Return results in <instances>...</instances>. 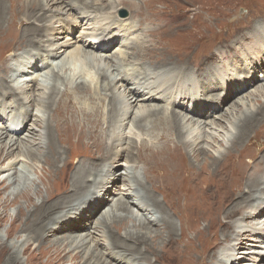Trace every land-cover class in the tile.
<instances>
[{"label": "bare ground", "instance_id": "bare-ground-1", "mask_svg": "<svg viewBox=\"0 0 264 264\" xmlns=\"http://www.w3.org/2000/svg\"><path fill=\"white\" fill-rule=\"evenodd\" d=\"M60 1L61 0H45V1L44 0H0V46L3 45L8 46L10 43H12L15 40H17L19 44H22L19 47H15L14 49L6 50L5 53L8 54V59L5 64H0V101L5 100L11 102V105L15 109L14 114H12L10 123L5 127L0 128V168L3 162L10 160L7 166H3L2 168H4L6 172L12 171V169L14 170V167L17 164V155L16 158H13L15 157V153H14L15 150L19 149V152L21 153L22 150L25 151L26 149L25 155L28 156L30 160L44 162L45 164L44 174L48 175L49 178L53 179L52 180L54 181L53 183L58 185L57 190L54 191L52 189H50L49 191V188H51L49 187L50 186L49 185L47 188L48 189L47 194L45 193L43 194L42 192L43 190H41V187L39 185L36 186L35 191H32L29 187L21 186L20 181L22 179L18 174L19 172L17 173L16 171H13L12 173H8L6 178L0 183V225L3 218L8 216V210H9L8 208L13 204H17L18 205L17 213L13 218L12 223L19 221V226L17 229H19V231L22 232L25 231L27 232V234L21 235L16 242H11V243L8 242L7 240H4L3 238L2 239L0 238V248L5 250L8 249L10 251V257L8 259L10 264H19L22 259L21 258L22 252H27L28 250H32L31 255L38 259L42 258L43 256H47L48 253L51 254L48 255L46 260H41L39 261L40 263H36V264H65L66 257L69 258L68 259L69 263L66 264H155L152 262V257H154L153 258L154 260L163 264L162 263L163 261L161 260L162 261L161 262L158 259L159 258L158 255L156 254V246L158 243H156L155 241L157 240V238H159L158 236L159 233L155 232L154 229L151 230V228L149 227L150 225L151 226L156 225L162 228V226H164L162 225L163 223L166 224L168 223L169 225L168 218L163 216L165 212L163 215H161V213L155 208V205L160 204L161 200L156 201L155 205L150 203L148 200L146 201L145 199L146 195L145 198L143 197L145 200L144 199L142 200L138 196H140L141 194L143 195V192L141 193V190H139L138 188L134 190H130L132 192V195L131 196L129 195L130 198L132 197L131 200L130 198L127 199V201L125 200L126 198H120V199L115 198V196L118 193H122L123 195H126V197L128 198L127 190L129 186L125 183L122 185L120 182V180L122 179L121 177L122 175L121 176L118 175V172L121 168V166H119L120 162L118 158L127 156L126 155L127 152L125 153L123 151L124 148H120V147L121 146L125 148L128 147L127 142L129 141V139L131 140L132 143L136 144L137 142V145L139 144V142H143V140L139 141V139L137 140V138L133 140L134 138L132 139L130 137L132 133L127 135L128 132L127 130L132 131L131 129L133 128L132 127L133 124L129 126L130 123L129 117L130 116L132 117L131 111L132 108L134 107L133 104L135 102L137 103L141 102L144 104H151V103L153 104L143 107L144 110L140 108L139 111H136L135 113V115H137L135 117L139 118L138 119L139 128H144L143 124L149 122V120L151 121L150 123L154 125L152 126L153 129L157 125H162L157 132L153 133L150 139H147L151 145L147 144L146 146V150H145L147 151L146 156L158 151L163 152L165 149L168 148H170L169 150L173 149L174 151H177L176 150L178 149L177 146L173 144L176 143L178 146L181 147V151L179 152L180 155L179 158L174 157V159H178L175 162V164H179L182 166L172 169V167L165 168L158 164L154 169L157 170V175L155 177L158 178L161 176L163 177L167 176V178L176 179L177 177H181L185 179L184 176L186 173V169L190 167V164L188 158L184 156L182 152L184 151V148L186 147V144L188 142L187 140H185L188 138L185 137L183 131L184 130L187 131L188 134H190L191 132L188 130L189 128L187 129L184 128V126L182 125V121L185 120L186 118L192 121L193 118H195V120H199V119L203 120V119H207V117L214 116L216 112L218 111L221 112L223 110L224 104H226L230 99L229 95L233 97L234 91H232L231 88L225 87L223 88L224 89L223 92L219 93L220 88L215 85L213 86V80H212L213 78H216L220 73L222 76L224 73H226L227 69L229 70L231 68L230 67L231 65H229L228 63L229 60L228 54L230 52L229 48L228 46L218 47L213 50V53L211 52L212 57H208L206 61L204 59H199L196 60L192 65L185 64L183 65V70L181 72L174 71L172 72L173 74L171 75H166L164 78L161 77V81L157 82L155 86H143L141 83L138 84V82H142V79L144 78L146 80L147 78H151L150 76L151 70L148 69H146L147 71L144 70L146 66L150 67L149 64L150 60L148 59L149 55L145 56L143 53H138L137 51L140 49V47L138 49L137 47L139 45L134 42L129 47L127 52L120 51V55H117L119 57L114 58L113 57L114 55L109 56L107 53L110 52L109 50L110 48L107 46L110 45L111 47L115 45V40L114 41L107 40V36H109L111 33V31L107 28L101 29L99 33L101 36L100 37L97 36L95 40H89V39L76 40L75 41L76 49L72 52H69L68 54L69 59L68 58L67 60L65 58L63 59V54L67 52L68 47L69 45H71V43L60 42L58 40L61 38L63 39L66 38L64 35L68 36L67 33L71 34L72 31H74V29H71L70 24L66 21H63L62 18L60 17L59 18L56 17L57 18L56 21L59 22V24H57L56 27L54 26L53 21L55 17L53 14L58 13L59 15L61 13L60 11L56 12V10H53L52 5ZM101 1H103L102 5L98 3L99 5H101V7H97L99 8L97 9V11L99 10L100 12H103V14L111 17L112 18L111 22L114 24V27L122 28L126 31L131 30V28H135L133 30L134 32H141L143 35L150 37V35H148L145 32L147 28L145 24H147L149 20L147 19V21H142L141 20L142 15L137 12V5H140L139 3H142V1L145 2L146 4H149V0H142V1L121 0L118 6L115 7L113 10L112 7L108 6L109 2L107 0H101ZM153 1L154 0H152V2ZM63 3H65L66 6L69 7L68 10L73 12L75 17L76 15L80 14V12L76 10L82 7L84 10H87L88 12L95 11L93 2L83 3L81 0H76L75 2L70 3V0H64V1L62 0V4ZM122 7H128L130 9L129 19L127 20H125V18H121L118 16V10ZM73 9H75V11H73ZM148 10L152 15H149L146 12L144 14L145 16H148L151 19L153 25H158V24L162 25V28L160 29L161 31L159 32H162L163 30L167 29L174 22L179 21L183 16L186 15V13L182 14V13H171V12L152 13L153 10L150 9ZM49 13L50 14L53 13V14L50 15ZM126 21H130V23L128 24L126 23ZM36 22L37 23L40 22V23L37 24ZM22 26L23 29L25 30L27 29V30L22 31L21 30ZM32 27L33 29L30 30L28 29ZM56 28L58 29L57 32H56ZM32 31L35 36L32 37V40H27L28 35ZM58 33L59 34L65 33V34H62L63 36H58ZM51 34H55L58 42H54V41H50L49 43L47 42L48 40L45 39L44 37L48 38ZM261 41L264 42V39ZM258 42H259V38H257L255 41H251L247 43V49L249 51L252 50L251 46H249L250 43L252 45L260 46V43ZM19 48H23V49L17 50ZM254 51H256V49H254L251 52ZM223 53L225 54L223 55ZM133 54H135L136 57L133 58L130 57ZM219 54L221 56H219ZM180 56L181 55H179V57ZM219 57L222 59L219 60ZM97 58L100 59L103 58V60L108 61L111 68V74H108L104 71L103 73L101 72V74H99L100 87L106 88L110 91L112 90L114 91L115 87L118 86H120L123 89L125 88L126 90L125 95L124 94L123 95L125 98H127V102L126 103L124 102L125 103L124 109L123 107L121 108V102L123 98L116 97L115 94L114 96L111 95L112 97L111 96L106 97V100H104L99 97L103 94L97 95L95 93L96 94L95 97L91 96L90 98L91 100L90 102H88V96L86 95L87 93L86 94L82 93L84 92L83 87H85L86 84L89 85L90 83L92 84V82L87 77H81V78L78 77L75 84L73 85L71 84V80L74 77H76L73 69H77L80 67L83 68L87 66L93 68L95 67L93 63L98 62ZM257 58H255L254 60H250V62L248 63L249 67L256 63ZM68 60L71 61V63ZM91 60H93L92 63H90ZM236 60L233 63L234 64L239 63V64H237L235 68L241 69V62H239V59ZM13 61L16 62L17 64L16 66L18 67L16 66L14 67ZM68 63L70 64L69 65L70 72L66 73V70H68L69 68L65 70L63 67H66ZM145 64L148 65L145 66ZM164 64H161L160 66L162 65L168 66V64L166 63ZM172 67H177V66H172ZM155 68L154 70H152L153 72L151 71V74H155V71L157 72L158 69L156 70ZM146 72H148V74ZM51 73L53 74L52 75L53 77L52 76L48 77V74L50 75ZM42 74H44L46 80L47 78H50L49 80H51V82L52 81L56 82V80L59 79L60 76H62L63 77V79L61 78L62 85L66 84L67 82H70L67 84L69 85V87L71 86V87H76L78 89L80 88L83 89L82 91L80 90V92L78 91L79 93H76L75 91L71 93V97L74 103L73 102L71 103L69 99L67 101L65 100L63 101L66 102L65 106L68 107V109H66L68 115L69 113L72 115V112L76 110L78 107L81 108L79 114L77 115L74 114L75 116L72 115V117L78 120L82 128V131L83 133H85V135L74 137L73 134L68 133L65 130V127L67 126L69 128L68 130H71V128L68 122L64 118H62L63 116L60 117V121L54 118L53 121L56 122V124L48 122L46 127H49V130L44 132L40 131L38 135H36L35 134L36 132L34 131L36 128L35 129L27 128L28 123L30 122L33 116L31 107L33 102L32 100L35 98L34 95L36 93L35 90H33V86L38 85L39 82L38 77L42 76ZM237 74H239L240 77L242 73L238 72L236 73L235 76L231 78V80H233L234 82L237 81ZM174 76L176 78H173ZM18 77H21V81H20L21 83L18 82L20 80V78ZM106 77H107V85L105 84ZM9 79H13L14 81H17V84L14 86L8 85ZM196 80L199 81L201 85L192 84V82ZM258 80L259 77L252 74L249 77V81L247 85L249 86L256 84ZM82 83H84L85 85H83ZM165 83L171 85V89L168 90L163 89L162 87L165 86ZM52 85H54V83ZM198 85L200 89H202V93L200 95H199ZM263 86L264 85H261V87ZM91 88L92 87L90 85V89ZM258 88H260V86ZM22 89L27 93L26 96L27 99L25 101H23L22 100L23 97L20 96L21 93L23 95ZM60 90H62V88ZM2 91H4V93ZM29 91L31 93L30 95H29ZM260 91L261 89L259 90V92ZM218 96L221 97H219L218 100L214 102V105L211 104L209 101H205L206 99L217 98ZM18 97H21V100ZM58 101L60 102V99ZM46 103H47L46 106H48V108L54 110L55 105L53 106L52 104H49L48 101H46ZM56 103L57 102L55 100V104ZM29 104H31V106ZM158 105H162V106H158ZM61 108L62 106L60 107V109ZM4 116H5L4 114H0V118L6 119V117ZM263 117H264V102H262L260 107L255 111L243 113L242 117L237 123V133L232 139V144H236V150L239 149L240 147L241 149L240 153L243 151H247L246 149L252 148L251 145L248 144L249 139L252 136L251 135L252 133H255L256 135L258 130H260V126L258 127V124L260 122V119H262ZM193 122L194 121H192V123ZM177 127H179L181 131H179ZM26 129L27 131H29L31 135L27 134L26 137H23L22 140H19V138L26 131ZM191 130L194 131L195 128H191ZM58 132L61 133V135L58 136L57 138L56 135H58ZM147 135H149V133ZM4 136L11 138L8 144L6 143L3 147ZM87 136H90L92 139L87 138ZM38 137L40 138V140L43 139H44L43 141L46 140L45 146L48 145L47 150H45L44 146L42 145H40V147L42 148L39 149L40 141L38 140L39 139ZM26 140H29L30 142H26ZM59 140L63 144L66 143L67 145L74 144L75 149L77 145H82L81 143L85 144V142L89 143L91 141L99 149L97 151L98 154L95 155V159L88 157L86 154L81 155V157H78L80 160L78 162H80V164L77 165L75 162V160L77 159L76 158L73 159V157H71L70 154H67L65 151L62 150L63 147L60 145ZM47 141H49V143H47ZM194 142L196 144L197 141L194 140ZM28 143H31L30 144L31 147L30 145L27 146ZM120 144L121 146L119 147ZM22 145L24 146L25 149L21 148ZM108 147L109 150L114 148L113 152L110 153V155L108 154V156L105 154V157L101 159L102 156L100 157L99 154H101L102 151H100V149L107 150ZM149 147H153V149L152 148L148 149ZM195 154L197 157L203 155L204 160L207 161L211 160L213 164H218L223 157L222 155H221L222 157L221 156L215 157L214 155L208 153L207 151H205L203 148L200 147H195ZM162 156L166 157L167 154H162ZM262 159L264 160V157ZM125 160H127V158ZM139 160L140 157L135 159L131 165L128 164L129 167L133 166L134 167L133 169L137 171V167L139 166V162H140ZM167 160L169 163H173L172 160L170 159ZM260 165H264V164L260 163ZM235 167L237 170L241 169V166L237 165ZM144 168H146V166ZM134 170L131 169L130 172ZM68 172H70V174ZM16 173L17 175H15ZM123 173L124 172H122V174ZM198 173L200 176L204 175L202 171H198ZM231 177L232 180L236 182L240 180V175L239 177L237 176L235 177L231 176ZM175 179L174 180L167 179L161 181V184L174 183L176 181ZM254 179H255L254 181L252 179H249L248 182H246L245 189L248 192H251L253 190L254 193H252L251 196H254V198H256L254 199L255 200L254 203L257 204V210H261V213H256L252 211L247 212L245 211L246 208L242 213L251 214L250 216L255 217V219H260L264 221V219H262L264 217V206H263V201L261 199L262 196L264 195L263 194L264 173L255 174ZM121 181L124 182L123 179ZM144 181L145 179L141 178L136 180L135 184L141 187ZM188 181L191 182L190 180ZM226 185L227 184L225 182L222 183V187ZM185 186L186 184L184 185L183 188H185ZM12 187L13 189L10 190ZM193 189L195 188L193 187ZM193 193L196 195L195 190H193ZM228 193L229 191H227L226 196L224 197L225 199H223L224 205H226L229 199H231L232 195L230 194L228 195ZM108 195H110V197H108ZM112 195H114L113 199H111ZM163 197L165 196L163 195ZM21 200H23V202ZM91 200L98 202L96 209L94 208V204L93 205L91 204L90 202ZM109 200H112L114 202L110 206V209L104 210V206L109 202ZM134 200L138 201L143 206L142 205H141L142 207L137 206L136 204H134L133 202ZM243 201H245L246 204L247 203L249 204V198H245ZM143 203L147 205L144 207ZM237 204L239 203H236L235 205ZM255 205L252 206V209ZM234 206H232V208ZM84 207H86V209H84ZM130 208H132V210L134 209L139 210L140 212H142L143 215L147 214L148 222L146 221V219H144L145 221H143V224L139 225L141 227V230H139V232H136V234H128L126 232L124 234L125 238L122 240V242L119 243L122 245V246L120 245V247H123V249H118L115 248L114 246H116L115 240L119 241L120 237H118V235H116L113 230L118 228L119 226L121 227L122 225L125 226V224L126 225L129 224L130 223L129 221H132L131 218L133 217L130 214L122 215V213L120 214L118 211L130 210ZM209 210L211 209L209 208ZM211 212L212 214L210 215L212 216V220H210V222L212 221L211 224L212 226L215 224L214 219L216 217L215 215H213L214 209ZM226 212H227L226 216L224 217L229 218L230 215H232L233 212L235 211H232L230 207V209L227 210ZM99 213L101 214L98 217ZM185 216L187 217V215ZM229 221L231 220L229 219ZM229 223L234 225V221ZM222 224H224V222L223 223L221 222L220 225ZM220 229L222 228L220 227ZM208 230L209 229H204L202 231L201 236L204 235V238H206L205 236L208 233ZM260 230L261 229H257L253 226L251 228L246 227L245 229H242L240 231L234 229L233 232L231 231L226 234V238L229 239L233 236L236 237L238 235H242L244 239L245 237L247 239L249 237L250 239L248 240H251V242H248V245H251L252 247L248 250L239 251L241 257L246 258L250 256L248 254H254L258 252L256 247L260 246L259 245L260 241H262L261 244H264V235L260 234ZM255 232H257L258 234L255 235L254 234ZM14 233L16 232L14 231L12 232V230L7 229L6 230L7 238L12 237ZM166 233H167V237L169 238L168 239L169 244L171 245L170 250L173 251L172 254H174L175 256V258L173 257L175 260L174 259L173 260L174 262L177 261V264H192L193 263L192 261H194L193 256L195 253H198L199 255L196 257L199 260H196L195 264H201L202 262L204 264H210L212 261L215 260L217 261V258H215L216 256L215 253L217 251L211 255L212 259L208 260L207 251L210 247L207 246L206 248L205 246L207 244H205V246L201 249L202 251L200 250L198 251L196 249L195 242L192 241L191 243H186L187 244L186 248L182 250L181 249L182 247L177 246V243L179 242L175 236L176 228ZM94 234H97L98 236H95ZM208 237L210 238V236ZM198 238L200 237L198 236ZM238 239L239 238H237V240ZM92 240L94 243L93 248H91ZM128 240L133 241L134 243H141L143 241L146 243L149 242L150 246L149 248L145 247L143 250L139 251L138 253L131 255L130 253H133L134 251L138 250V247L136 248V246H134L132 243L131 244L133 246L132 247L129 246L126 242ZM239 240H243V239L240 238ZM96 241H99L98 243L99 246L96 244ZM150 241H152L153 244L150 243ZM234 247L230 249L232 251V254L229 256V258L220 259L219 264H228L231 260L234 259V254H235L234 252L236 251L238 252V248H234ZM128 250L130 253L126 252ZM149 254H151L152 257ZM134 255L137 257H135ZM258 259H262V256L259 255ZM27 264H31V263H27ZM235 264H245V262H235Z\"/></svg>", "mask_w": 264, "mask_h": 264}, {"label": "rangeland", "instance_id": "rangeland-1", "mask_svg": "<svg viewBox=\"0 0 264 264\" xmlns=\"http://www.w3.org/2000/svg\"><path fill=\"white\" fill-rule=\"evenodd\" d=\"M75 1L76 0H70V3L75 2ZM81 1L83 3L93 2L94 7H95V11H89L88 12L87 10H84L82 7V8H79L76 10V11L80 12V14L76 15V17H75L74 13L69 11L68 10L69 7H67L65 3L62 4V0H61L60 2H56L55 4L52 5V9L56 10V12L60 11L61 14L58 15V13H55V14L49 13L50 15L53 14L55 17V19L53 21L55 27L57 24H59V22H57L56 19L60 17V18H62L63 21H66L70 24L71 29H74V31H72L71 34L67 33L68 36L64 35L66 38H64V39L61 38L58 40L60 42L71 43V45H69L68 50H67L68 53L65 52V54H63V59L65 58L67 60V58L69 57L68 56L69 52H72L76 49V42H75L76 40H80V39L95 40L97 36H99V37L101 36L99 34L101 29L107 28L111 31L110 35L107 36V40H112V41L115 40V45H113L111 47H110V45L107 46L110 48L109 49L110 52L107 53L109 56L114 55L113 56L114 58L119 57L117 55H120V51L127 52L129 47L135 42L139 45L137 48L139 49V47H140V49H139L140 51L139 50L137 51L138 53H143L145 56L149 55L148 59L150 60L149 61L150 67H147L146 65H148V64H145L146 68H144V70L147 71L146 69H148V70L152 71V70H154L155 67H156L155 68L156 70L158 69L157 72L155 71V74H151V71H150L151 78H147V80L144 78V79H142V82H138V84L141 83L143 86H155L157 84V82L161 81V77L164 78L166 75H171V74H173L172 72H174V71L181 72L183 70V65H185V64L186 65H192L196 60L204 59L206 61V59L208 57H212L211 54L213 53L214 49H216L218 47L228 46L229 51H230L228 54L229 55L228 63H229V65H231L230 66L231 68L229 70L227 69L226 73H224L222 76L220 73L216 78H213L212 80H213V86L215 85V86L220 88L219 89L220 91L218 90L219 93L223 92V90H224L223 88H225V87L231 88V90L234 91L233 97H231V95H229L230 99L226 104H224L223 110L221 112L218 111L219 113L216 112V114L214 116L207 117V119H203V120L199 119V118H196L199 120H195V118H193L192 119V121H194L193 123H192V121L188 120L187 118L182 121V125L184 126V128L185 129L189 128L188 130L191 132L190 134H188L187 131H185V130L183 131L185 137L189 139V140L185 139L188 141L187 142L188 145L186 144L184 151H182L183 155L188 158L189 164H190V167H188L186 169V173L184 176L185 179H183L181 177H177L176 179L175 178H167V176L166 177L161 176L158 178L155 177L157 175V170H154V169L158 164L162 167H165V168L172 167V169L182 166L179 164H175V162L178 159H174V157L179 158V156H180L179 152L181 151V147L178 146L176 143H173L174 145L177 146V148H178V149H176L177 151H174L173 149L169 150L170 148H168V149H165L163 152L158 151V152H154V153L146 156V152H147V151H145L146 146H147V144L151 145L147 139H150L151 136L153 135V133L157 132L158 129L162 125H157L158 127L156 126L153 129L152 126H154V125H152L150 123L151 121L149 120V122L143 124L144 128H139L138 127V119L139 118L135 117V116H137V115H135L136 111H139L140 108L142 110H144L143 107L153 105V104L152 103L151 104H144L141 102H138V103L135 102L133 104L134 107L132 108V111H131L132 117L131 116L129 117V120H130L129 126H131L133 124V126H132L133 128L131 129L132 131L127 130L128 131L127 135L132 133L130 135V137L132 139L134 138L133 140H135L137 138V140L138 139H139V141L143 140V142L138 141L139 144L137 145V142H136V144L132 143L131 140L129 139V141H128L129 143L127 142L128 147L125 148V147H122L121 144L119 145V147L121 146L120 148H124L123 151L125 153L127 152L126 153L127 156H123L121 158H118V160L120 162L119 166H121V168L118 172V175H120V176L122 175L121 177H122L124 182H122L121 181L122 179H121L120 180L121 184L123 185L125 183L129 187L127 190L128 191V193H127L128 198L126 197V195H123L122 193H118L115 196V198H118V199L126 198L125 200L127 201V199H129L130 196L132 195V192L130 190H134V189L138 188L139 190H141V193L143 192V195L141 194L140 196H138L142 200L145 198V195H146V198H145L146 201L148 200L153 205L156 204V201L161 200L160 204L155 205V208L161 213V215H163L165 212V214L163 216L168 218L169 225H168V223L167 224L163 223L162 225H164V226H162V228L158 227L156 225L155 226L150 225L149 227L151 228V230L154 229L155 232L159 233V235H158L159 238H157V240L155 241L156 243H158L156 246V254L159 257L158 259L160 261L161 260L163 261V262L161 261L163 264H177V261L174 262L175 256H174V254H172L173 251L170 250L171 245L169 244V241H168L169 238L167 237V233H166V232L172 231V229H174V228H176L175 236L179 242V243H177V246L182 247L181 248L182 250H184L186 248V246H187L186 243H191L192 241H194L195 245H196V249L198 251L199 250L202 251L201 249L205 246V244H207L205 246L206 248H207V246L210 247L207 251L208 260L209 259L211 260L212 259L211 255L217 251L215 253L216 254L215 258H217V261L216 260H215L216 262L212 261L210 264H217V263L219 264L220 259H228L229 256L232 254V251L230 249L234 246H235L234 248H238V252L236 251V252H234L235 254L233 253L234 259L231 260L228 264H235V262H245V264H258V263L264 264V244H261L262 241L259 242L260 246L256 247L258 252L254 253V254H248L250 256L244 258V257H241L239 251L248 250L252 247L251 245H248V242H251V240H248L250 238L248 237V239H247L245 237V239H244V237L242 235H238L236 237L233 236L229 239L226 238V234L231 232V231L233 232L234 229L237 231H240L242 229H245L246 227L251 228L252 226L257 228V229H261L260 234L264 235V221H262L260 219H255V217L250 216L251 214L242 213V212H244L245 208H246L245 211H247V212L252 211V212H256V213H261V210H257V204L254 203V201H255L254 199H256V198H254V196H251V194L254 193L253 190L251 192L246 191L245 185L249 179H252L253 181L255 180L254 179L255 174H257V173L263 174L264 173V165H260V163L264 164V160L262 159L264 157V155H263L264 154V117L262 119H260L261 123L259 122V124H258V127L260 126V130H258L256 135H255V133H252L251 134L252 136L249 139L248 144L251 145L252 148H250V149L245 148L247 151H243L240 153V151H241L240 147H239V149H237L239 151L238 152L236 150V144H232V139L235 136V134L237 133V123L240 120V118L242 117L243 113L255 111L256 109H258L260 107L261 103L264 102V86L261 87V85H264V42L261 41L264 39V0H154L153 2H152V0H149V4H146L145 2H143L141 0L142 3H139V2L138 3L142 6V8L140 5H137V12L142 15V18H141L142 21H147V19L149 20L148 23L145 24L147 26L145 32L148 35H150V37L143 35L141 32H134L133 30L135 28H131V30L126 31L122 28L114 27V24L111 22V20H112L111 17L103 14V12H100L99 10L97 11V9H99L97 7H101L103 1H101V0L100 1L99 0H81ZM107 1L109 2L108 6L112 7V10H113L115 7L118 6V4L120 3L121 0H107ZM116 1H118V2H116ZM98 3L101 5H99ZM128 3H131V2H128ZM148 9L153 10L152 13H157V12L158 13H168V12H171V13H182V14L186 13V15L183 16L179 21L174 22L167 29L163 30L162 32H159V31H161L160 29L162 28V25L161 24L153 25L151 19L148 16H145V14H144L146 12L147 14L152 15ZM134 10H135V7H134ZM73 11H75V9H73ZM123 11H126V12L123 13ZM52 12H55V11H52ZM129 13H130V9L128 7H122L118 10V16L121 18H125V20L129 19ZM39 23H37V24H39ZM126 23L129 24L130 21H126ZM28 29L29 30L33 29V27L28 28ZM21 30L22 31L25 30V29H23V26H22ZM57 30L58 29L56 28V32H57ZM56 32H55V34H56ZM55 34H51L49 37L47 36L49 39L46 37H44V38L48 40L47 41L48 43L50 41L58 42ZM62 34H65V33H61V34L58 33V36H63ZM30 35H31V37H30ZM34 36L35 35L33 34V31L30 32V34L28 35L29 38L27 37V40H32V37H34ZM257 38H259L258 43H260V46L252 45L250 43L249 46H251L252 50L249 51L247 49V43H249L251 41H255ZM14 39H16V38H14ZM147 40H148V43H147ZM9 45L8 46L7 45L0 46V60H1L0 64H5L7 59H8V54L5 53L6 50L14 49L15 47H19L22 44H19V42L17 40H15L12 43H10ZM168 46H169V48H168ZM23 48H19L17 50H22ZM237 48H240V49H237ZM254 49H256V51L251 52ZM177 51H179V52H177ZM224 54L225 53H223V55ZM179 55H181V56L179 57ZM219 56H221V55L219 54ZM130 57L133 58V57H136V55L133 54ZM255 58H257L256 63L249 67L248 63L250 62V60H254ZM97 59H98V62L93 63V65L95 66L93 68H90L87 66V67H83V68L80 67L77 69H73L76 77H74L71 80V84L72 85L75 84L78 77H80V78L81 77H87L92 82V84L90 83V85L92 87L91 89H90L89 84H86V85L84 84L85 82L82 83L83 85H85V87H83L84 90L82 88L78 89L76 87H71V86L69 87V85H67V84L70 82H67L66 84L62 85V82H61V80L63 79L62 76H60L59 79L56 80V82H53V81L51 82V80H49L50 78H47V80H46V78L44 77V74H42V76H39L38 77L39 78L38 85L33 86V90H35V92H36L34 95L35 98L32 100L33 102H32V107H31L33 116H32V119L30 120V122L28 123L27 128H33V129L36 128L34 131L36 132L35 134L38 135V133H40V131L44 132V131L49 130V127H46L48 122L56 124V122L53 121L54 118H56L58 121H60V117L63 116L62 118H64L68 122V124L71 128V130H68L69 128L67 126L65 127V130L68 133L73 134L74 137L80 136V135H85V133H83V131H82V128H81L78 120H76V118L72 117V115L75 116V115L79 114V111L81 108L78 107L76 110H74L73 111L74 113L72 112V115L70 113L68 115V112L66 110V109H68V107L65 106V103H66L65 101H67L69 99L71 101V103L73 102L72 97H71V93L74 91L76 93H79L80 90L81 91L83 90L84 91V92H82L83 94L87 93L86 95L88 96V102H90L91 96L95 97L96 94L97 95L103 94L99 97L104 99V100H106V97H110L111 95L114 96V94H115L116 97H122L123 98V100L121 98V100H122L121 108L123 107V109H124V104L127 102V98L124 97L125 91H126L125 88L123 89L120 86H118V87H115L114 91L113 90L110 91L106 88L100 87L99 74H101V72L103 73V71L108 73V74H111V68H110V64L108 61L103 60V58H101V59L97 58ZM220 59H222V58L219 57V60ZM236 59H239V62H241V69L235 68L236 65L239 64V63H237V64L233 63ZM127 60H129V59H127ZM69 62L71 63V61H69ZM92 62H93V60L90 61V63H92ZM164 63L168 64V66H163V65L160 66L161 64H164ZM13 64H14V67L17 65L16 62H14V61H13ZM69 65L70 64L68 63L67 66L63 67V68L66 70L69 68ZM172 66H177V67H172ZM16 67H18V66H16ZM71 67H72V64H71ZM68 72H70V68L68 70H66V73H68ZM238 72L242 73V74L240 75V77H239V74H237V81L234 82L233 80H231V78L233 76H235L236 73H238ZM146 73L148 74V72H146ZM243 73H245V74H243ZM252 74L259 77V80L256 84L248 86L247 83L249 81V77ZM28 75H26V76H28ZM52 75H53L52 73L50 75L48 74V77H51ZM18 78H20V80L18 82L21 83L20 82L21 77H18ZM173 78H176V77L174 76ZM105 80H106L105 84L107 85V77L105 78ZM8 82H9L8 85H12V86L17 84V81H14L13 79H9ZM53 83H54V85H52ZM144 84H146V85H144ZM192 84L197 85V84H200V82L196 80V81L192 82ZM50 85H52V86H50ZM57 85H59V86H57ZM86 86H88V87H86ZM259 86H260V88H258ZM61 88H62V90H60ZM162 88L168 90V89H171V85L165 83V86ZM260 89L262 92L261 91L259 92ZM198 90H199V95H200L202 93V89H200L199 85H198ZM4 91H2V92L4 93ZM22 92H23V95L21 93L20 96H22L23 97L22 100L25 101L27 99L26 98L27 93L25 91H23V89H22ZM30 94L31 93L29 91V95ZM24 96H25V98H24ZM47 97H49V98H47ZM75 97H76V95H75ZM219 97H221V96H218L217 98H210V99H206V100L204 99V100L209 101L211 104L214 105V102L217 101ZM18 98L21 100V97H18ZM222 98H223V96H222ZM59 99H60V102L58 101ZM34 100H35V102H34ZM55 100L57 102L56 104H55ZM63 100H65V101H63ZM46 101H48L49 104H52L53 106L55 105L54 110H52L51 108H48V106H46V104H47ZM110 103H111V101H110ZM29 105L31 106V104H29ZM61 106H62V108L60 109ZM158 106H162V105H158ZM136 107H138V108H136ZM14 110L15 109L11 105V102L5 101V100L0 101V114H4L5 115L4 117H6V119L0 118V128L5 127L10 123V120L12 118V114H14ZM48 115H49V118H48ZM135 121H136V123H135ZM40 124H42L43 126ZM134 124H136V125H134ZM177 128L179 131H181L179 127H177ZM191 128H195V130L193 131V130H191ZM72 131H74V132H72ZM147 132L149 133V135H147L148 134ZM183 132H182V135H183ZM27 134H30V133L26 129V131L22 134V136L19 138V140H22V138L26 137ZM60 135H61V133L58 132V135H56V137L58 138V136H60ZM175 136H176V134H175ZM10 138L11 137H5L4 136L3 147L6 143L8 144V142L10 141ZM87 138L92 139L90 136H87ZM182 138H183V136H182ZM38 140L40 141V143L38 141L39 149L42 148V147H40V145H42V146H44L45 150H47L48 145L45 146L46 140L43 141L44 139L40 140V138ZM190 140H191V142H190ZM194 140L197 141L196 142L197 146H196ZM158 141H159V138H158ZM26 142H30V141L26 140ZM47 143H49V141H47ZM59 143L63 147V149H62L63 151H65L67 154H70L71 157H73V159H75V158L77 159V160H75L77 165L80 164V162H78V161H80L78 157H81V155L86 154L88 157L95 159V155L98 154L97 151L99 150L97 148V146L94 143H92L91 141L89 142L90 144L88 142L87 143L85 142V144L81 143L82 145H77L76 149L74 147L75 146L74 144L73 145H67V143L63 144L60 140H59ZM30 144L31 143H28L27 146H29ZM114 145H115V143H114ZM158 145H159V143H158ZM203 145H205V146H203ZM69 146H70V148H69ZM30 147H31V145H30ZM195 147L203 148L205 151H207L208 153H211L215 157L222 155L223 156V157L221 156L222 160H220V162L218 164H213V162L210 159H209L210 161L204 160L203 155H201L200 157L199 156L197 157L195 154ZM21 148H24V146L22 145ZM150 148L153 149V147H149L148 149H150ZM113 150H114V148L109 150V147L107 150L100 149V151H102V152H101V154H99V156L100 157L102 156L101 157V159H102L105 157V154L108 156V154L110 155V153H112ZM25 152H26V149H25V151L22 150L21 153L19 152V149L15 150V152H14L15 157H13V158H16V155H17V164L15 165L14 170L12 169V171L6 172V170H4V168H2L3 166H7L8 162L10 160H7L1 164L0 183L6 178L8 173H12L13 171H16L17 173L19 172L18 174L20 175V178L23 180V181L22 180L20 181L21 186L29 187L32 191H35L36 186L39 185L41 187V190H43L42 191L43 194L44 193L47 194V191H48L47 188L49 185H50L49 187H51V188H49V191H50V189H52L53 191L57 190L58 185L54 184L53 183L54 181H52L53 179L49 178L48 175L44 174V172H45L44 162L30 160L28 158V156L25 155ZM88 152H90V153H88ZM229 152L232 154H230ZM172 153H174V154H172ZM162 154H167V156L164 157V156H162ZM138 157H140V160H139L140 162H139V166L137 167V171H136L133 169L134 168L133 166L129 167L128 164L131 165L133 163V161L135 159H137ZM126 158H127V160H125ZM132 158H133V160H132ZM167 159L172 160L173 163H169ZM144 163H146V164H144ZM236 164L238 166H241V169L237 170L235 167V166H237ZM145 166H146V168H144ZM2 169H3V171H2ZM129 169L130 170L132 169L134 171L130 172ZM198 171H202L204 173V175L200 176ZM122 172H124V173L122 174ZM17 173L15 175H17ZM68 173L70 174V172H68ZM239 175H240V180L238 182L232 180L231 176L239 177ZM141 178L145 179V181L140 187L139 185L135 184V181L138 179H141ZM167 179H169V180L175 179L176 181L174 183L161 184V181H164ZM188 180H190L191 182H189ZM228 181H230V182H228ZM224 182L227 185L222 187V183H224ZM90 183H91V181H90ZM155 183H156V185H155ZM185 184H186V186H185V188H183ZM253 184H254V182H253ZM145 185H147V186H145ZM193 187L195 189H193ZM209 187H212V188H209ZM12 189H13V187L10 190H12ZM192 189L195 190L196 195L193 193ZM184 191H186V192H184ZM227 191H229L228 195L230 194L232 196H231V199H229V201L226 203V205H227L226 206L223 204V199H225L224 197L226 196ZM263 194H264V192H263ZM163 195L165 197H163ZM108 197H110V195H108ZM113 197H114V195L111 196V199H113ZM241 197H242V199H241ZM200 198H201V200H200ZM245 198H249V204L248 203L246 204L245 201H243ZM131 199H132V197L130 198V200ZM261 199L263 201V206H264V195L262 196ZM21 201L23 202V200H21ZM114 201H115V199H114ZM114 201L109 200V202L104 206V210L110 209V206L113 204ZM90 202L92 205L94 204V208L96 209L98 202L92 201V200ZM133 202H134V204H136L139 207L143 206L141 203H139L136 200H134ZM236 203H239V204L235 205ZM143 204H144V207L147 205L145 203H143ZM193 204H194V206H193ZM239 205H241V206H239ZM253 205H255V206L252 209ZM196 206H198L199 208ZM232 206H234V207L232 208ZM208 207L211 210H209ZM227 207H229V208H227ZM230 207H231V210L235 211V212H233V214L230 215L229 218H226L224 216H226V213H227L226 211L229 210ZM8 209H9L8 210V216L3 218L1 225H0V238L1 239L3 238L4 240H7L8 242L11 243V242H16L21 235H26L27 232H25V231L22 232V231H19V229H17L19 226V221L12 223V220L17 213L18 205L13 204ZM84 209H86V207H84ZM87 209H88V207H87ZM213 209H214L213 215H215L216 218L214 219L215 224L211 226L212 221L210 222V220H212V216L210 214H212L211 211H213ZM102 212H103V210H102ZM118 212L120 214L122 213V215H125V214L129 215L130 214L131 216H133L131 218L132 221H129L130 222L129 224H127V225L125 224V226L122 225L121 227L119 226L120 228L118 227V228L113 230L114 233L116 235H118V237H120L119 241L115 240L116 246H114V247L118 248V249H123V247H120L121 244H119V243L122 242V240L125 238L124 234L126 232L128 234H136V232H139V230H141V227L139 225L143 224V221H145L144 219H146V221H147V214L143 215L142 212H140L139 210H136V209L132 210V208H130V210H125V211L119 210ZM199 212H201V213H199ZM100 214L101 213L98 214V217ZM240 214H243V215H240ZM185 215H187V217ZM238 215H240V216H238ZM259 215H261V214H259ZM229 219L231 221H229ZM262 219H264V217ZM181 221H183V222H181ZM233 221H234V225L229 223V222H233ZM221 222L222 223L224 222V224L220 225ZM183 224H184V226H183ZM189 227H190V229H189ZM220 227L223 229V231H222V229H220ZM155 228H156V230H155ZM7 229L12 230V232L14 231L16 233H14V235L12 237L7 238V236H6V230ZM204 229H209L208 233L205 236L206 238H204V235L201 236L202 231ZM210 229H211V231H210ZM177 231H179V232H177ZM209 231H210V233H209ZM254 234L257 235L258 233L255 232ZM94 235L98 236L97 234H94ZM198 236L200 238H198ZM208 236H210V238ZM50 237H51V235H50ZM237 238H239V239L241 238L243 240H239V239L237 240ZM98 239H100V238H98ZM126 242L131 247L133 245L136 246V248L138 247V250L134 251L133 253L129 252L130 249L128 251H126L127 253H130L131 255L138 253L139 251L143 250L145 247L149 248V246H150L149 242L146 243L144 241L141 243H134L133 241L128 240ZM98 243H99V241H96L97 245H98ZM150 243L153 244L152 241H150ZM93 246H94V243L92 240L91 241V248H93ZM212 250H213V252H212ZM31 252H32V250H28L27 252H22V254H21L22 259H21V262L19 264L40 263L39 261L46 260L48 255H51L50 253H48L47 256H43L42 258L38 259L36 257H33L31 255ZM149 255L152 257L151 254H149ZM259 255L262 256V259H258ZM197 256H199L198 253H195L193 256L194 261H192L193 262L192 264H195V261L199 260L198 258H196ZM9 257H10V251L8 249L5 250V249L0 248V264H10L8 261ZM135 257H137V256H135ZM153 258L154 257H152L153 263L161 264L158 261L154 260ZM68 259L69 258L66 257L65 264L69 263ZM136 260H138V259H136ZM201 264H204V263L202 262Z\"/></svg>", "mask_w": 264, "mask_h": 264}, {"label": "water", "instance_id": "water-1", "mask_svg": "<svg viewBox=\"0 0 264 264\" xmlns=\"http://www.w3.org/2000/svg\"><path fill=\"white\" fill-rule=\"evenodd\" d=\"M126 11H123V13H125Z\"/></svg>", "mask_w": 264, "mask_h": 264}]
</instances>
